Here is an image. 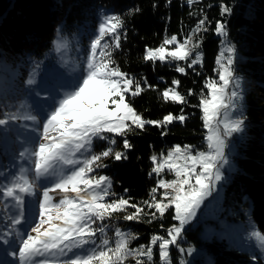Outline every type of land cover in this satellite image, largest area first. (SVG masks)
<instances>
[{"label":"snow or ice","instance_id":"1","mask_svg":"<svg viewBox=\"0 0 264 264\" xmlns=\"http://www.w3.org/2000/svg\"><path fill=\"white\" fill-rule=\"evenodd\" d=\"M167 2L171 3V0ZM198 2L187 0L189 6ZM140 11L139 6H135L124 14L103 15L97 35L91 40L84 75L70 91H65L55 101L42 125L31 113L5 112L0 118V126L21 118L40 125L34 129L37 131L35 147H25L19 153L22 160L31 161L30 166H21L9 184L0 186V194L13 200L15 207L20 209L17 216L8 217L13 229L24 220L25 196L38 197L32 227L26 234L15 232L19 247L12 254L18 256L19 264H125L130 257L135 264H153L157 245L160 264H173L170 246H175L182 254L191 255L195 251L193 247L185 249L180 246L185 226L196 216L203 202L227 179L224 169L226 166L231 169L226 151L229 141L234 134L245 131L244 89L242 78L236 75L235 69L237 49L228 40L226 21L217 20L214 32L223 38L221 44L224 45L215 61L218 79L205 82L207 93L202 90L198 105L193 106L202 113L203 127L207 129L206 147L200 150L192 145L177 144L166 155L161 153L150 157L153 167L149 175L154 173L160 177L167 170L174 173L175 179L157 180L156 187L150 190L151 199L143 201V205L155 211L145 213L141 205L131 203L130 198L118 197L112 191L110 177L96 174L97 169L107 167L102 163L104 159H128L126 152L133 147L126 138L129 132L143 130L146 125L166 127L174 120L183 123L187 119L183 109L179 116L169 113L162 120L144 119L126 99L139 96L144 91L142 83L153 87L146 79L141 82L129 76L112 59V49L121 47L124 16H135ZM232 11L228 4H220L221 16H229ZM208 22L206 16L200 19L183 42L172 35L165 37L159 47L146 48L143 60L153 63L176 61V72L186 74V67L194 68L202 63L201 42L194 40V35L207 31ZM123 35L126 39L127 33ZM105 37H110V42ZM181 61L186 63V67L179 63ZM26 83L31 86L35 80L30 78ZM172 84L178 86L180 81L173 79ZM162 95L165 100L187 103L186 97L175 88L166 89ZM188 95H193L192 90ZM117 136L125 137V151L112 147L117 143ZM94 141H106L108 146L96 152ZM158 189H164L159 199L156 195ZM56 196L59 197L58 202H55ZM7 207L5 204V209ZM128 208L135 211L124 215L125 221H140L143 214L149 217L145 222L151 223L154 219L163 218L169 209H174L172 218L178 223L167 228L166 236L153 234L147 245L133 248L130 247L131 242L138 239V234L116 227L113 239L108 236L109 225L105 223L114 214ZM250 236L264 250V235L253 230ZM180 264L187 262L181 260Z\"/></svg>","mask_w":264,"mask_h":264},{"label":"trees","instance_id":"2","mask_svg":"<svg viewBox=\"0 0 264 264\" xmlns=\"http://www.w3.org/2000/svg\"><path fill=\"white\" fill-rule=\"evenodd\" d=\"M221 3L232 7L231 15H220ZM135 6L141 11L135 16H124L121 47L112 49V59L129 76L141 82L146 79L153 87L142 83L144 91L126 99L144 119L162 120L169 113L179 116L181 109L187 119L183 123L174 120L166 127L146 125L143 130L129 132L126 138L133 147L126 152L128 159H104L102 163L107 167L97 169L96 174L112 179V191L118 197L130 198V202L141 205L145 213L154 211L143 205V201L151 199L150 190L156 187L159 178L154 173L149 175L153 167L150 157L177 144L192 145L200 150L206 147L202 113L193 106L198 105L202 90L207 93L205 82L218 79L215 61L223 38L216 35L214 28L217 20L226 21L228 40L237 49L235 69L236 75L242 78L243 112L247 119L244 133L235 137L231 156L233 169L221 184V211L234 221L233 225L249 220L264 235V0H199L191 6L187 0H171V3L167 0H0V118L5 112L31 113L33 107L25 88L26 81L33 77L31 73L48 64L45 57L53 47L57 32L63 36L78 35L83 58L87 59L103 15L124 14ZM205 16L209 21L208 30L194 35V40L201 42V64L187 68L185 62H179L186 67V74H182L175 70L176 61L143 60L146 48H157L165 37L172 35L182 41ZM105 40L110 42L111 38L105 37ZM173 79L180 84L173 85ZM169 88L184 95L187 103L165 100L162 93ZM189 90L193 95H188ZM33 110L36 111L33 115L39 111ZM21 120L23 125H18ZM30 123L19 119L0 126V186L9 182L11 163H15V158L23 151L18 145L27 135L24 126ZM124 138L115 137L114 150L125 151ZM26 142L27 147L30 141ZM107 146L106 141H94L96 152ZM133 211L135 209L128 208L105 221L110 238L114 239L116 227L138 234V239L131 242L133 248L147 245L153 234L166 236L167 228L177 223L172 218L173 209L151 223L145 222L149 217L143 214L140 221H125L123 216ZM3 214L0 213V218L5 217ZM243 224L237 234L242 227H247ZM200 225L196 222L194 226L185 227V240L180 242L185 249L198 248L200 254H182L178 248L170 246L173 264H180L181 260L187 264H264L257 249L247 246L243 239H230L226 232L207 235L205 231L200 232ZM8 235L6 222L1 218L0 257L4 250L13 252L10 246L15 244L9 242ZM125 264H135V261L127 260ZM153 264H160L158 245L154 248Z\"/></svg>","mask_w":264,"mask_h":264},{"label":"rangeland","instance_id":"3","mask_svg":"<svg viewBox=\"0 0 264 264\" xmlns=\"http://www.w3.org/2000/svg\"><path fill=\"white\" fill-rule=\"evenodd\" d=\"M183 40L180 42H183ZM57 42H59L60 44L59 51L57 50ZM172 47H174V45L169 46V50H171ZM223 47L224 46L222 45L220 51ZM45 58L46 60L48 59V64H46L43 69L31 73V75H33L32 79L35 80V83L31 86L26 85L25 87L30 97L31 106L33 107V109L39 110L36 115H40V117H38V120L41 122V125L48 112L52 109V107H54L55 101L61 98L62 94L65 91H70L79 82L80 78L84 75V68L86 66V59L83 58L81 46L78 43V35L63 36L59 32H57L56 38L53 42V47L51 51L47 53V56ZM33 109L31 110V113L35 111ZM17 124L23 125L22 120L18 121ZM24 127H26L27 135L20 140V144L18 146L20 149H24L26 147V141L29 140L30 142L27 147L34 148L37 140V131H34V129H38L40 125L34 124L31 121L28 126ZM206 132L207 129H205L204 141ZM240 135L241 133L234 134L229 141V148L226 151L231 161V169L229 168V166L225 167L224 174L226 177L233 169V161L231 159V156L234 153L235 137H239ZM169 149L163 152V154L166 155ZM15 159V163H11L12 173L7 184L11 182L14 176L18 175L19 168L21 166L29 167L31 164V161L22 160L20 157H16ZM29 175L31 176V173ZM160 178H163L165 180H172L175 179V175L174 173H170L165 170L163 173H161L158 179ZM41 183L47 182L42 181ZM221 184L217 187V190L214 191L213 194L203 202L199 209H197L196 216L185 227H187L188 225L194 226L196 222H200L201 233L205 231L207 235H211L213 233L219 235L220 233L226 232L227 235L231 236L230 239H243L246 242L247 246L250 245L257 249L259 256L264 260V250L260 248L259 242L255 238L250 236V233L253 230H257L254 225L249 220L240 221L239 224L233 225L234 221L228 218L224 213H222L220 205ZM163 192L164 189L157 190V199L160 198ZM37 199L38 197L25 196V204L23 207L24 220L20 225H17L15 229H13L8 217L17 216L20 209L15 207V202L13 200H11L10 198L5 199L2 194H0V213H4L3 215H5V217L2 216L1 218L6 222V227L9 230V242L11 244H15V246H10L13 252L18 251L19 247V240L16 237L15 232L19 231L26 234L35 222ZM58 200L59 197L56 196L55 202H58ZM5 204L8 205L7 209H5ZM243 223H246L247 227H242L241 236V233H239V235L236 232L240 231L239 228L244 225ZM184 240L185 239L183 236L180 242H183ZM182 247L184 246L182 245ZM13 252L9 253L4 250L2 254L3 256L0 257V264H19L18 256H14L12 254ZM194 252L200 254V250L198 248ZM128 260L133 259L130 257Z\"/></svg>","mask_w":264,"mask_h":264}]
</instances>
